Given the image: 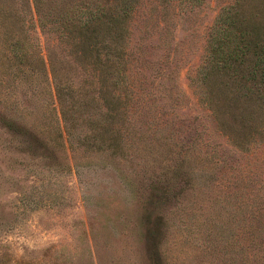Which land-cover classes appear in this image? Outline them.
Returning <instances> with one entry per match:
<instances>
[{"label": "rangeland", "instance_id": "obj_1", "mask_svg": "<svg viewBox=\"0 0 264 264\" xmlns=\"http://www.w3.org/2000/svg\"><path fill=\"white\" fill-rule=\"evenodd\" d=\"M33 1L0 0V264H264V112L199 78L264 0ZM85 4L126 9L109 68Z\"/></svg>", "mask_w": 264, "mask_h": 264}, {"label": "trees", "instance_id": "obj_2", "mask_svg": "<svg viewBox=\"0 0 264 264\" xmlns=\"http://www.w3.org/2000/svg\"><path fill=\"white\" fill-rule=\"evenodd\" d=\"M33 2L36 12L42 1ZM82 9L88 15L75 18L76 22L72 25L78 35L76 40L80 51L86 57L90 52L97 59L101 54L100 50L105 49L102 55L106 60L105 68H109L118 52L116 41L112 42V39L119 35L126 9L103 11L96 8L88 11L86 4ZM226 11L218 16L217 24L207 39V65L199 75L207 90L205 99L215 115L230 112L232 106L224 101L214 100L217 97L212 90L217 84L234 87L238 92L233 90L232 99L264 112V3L249 6L247 9L238 6V10L236 8ZM56 96L58 98L57 94ZM241 98H244L242 102L239 100ZM244 112L247 113L245 110ZM248 113L253 114V111Z\"/></svg>", "mask_w": 264, "mask_h": 264}]
</instances>
